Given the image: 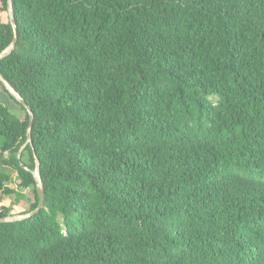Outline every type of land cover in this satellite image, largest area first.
Returning <instances> with one entry per match:
<instances>
[{
    "label": "trees",
    "instance_id": "trees-1",
    "mask_svg": "<svg viewBox=\"0 0 264 264\" xmlns=\"http://www.w3.org/2000/svg\"><path fill=\"white\" fill-rule=\"evenodd\" d=\"M11 7L0 196L10 169L34 210L38 167L44 200L0 222V264H264V0Z\"/></svg>",
    "mask_w": 264,
    "mask_h": 264
},
{
    "label": "rangeland",
    "instance_id": "rangeland-1",
    "mask_svg": "<svg viewBox=\"0 0 264 264\" xmlns=\"http://www.w3.org/2000/svg\"><path fill=\"white\" fill-rule=\"evenodd\" d=\"M0 100L5 102L14 113L18 114L21 117L24 116V111H22L19 108V106L10 99V97L7 95V93L4 91V89L1 86H0ZM6 171L9 172V174L11 175V179L8 182V186L12 189H15L19 193L24 192L25 196L23 197L22 201H20L19 199L16 200L13 194L0 196V206L2 205L8 206L10 208V214H11L10 216H22L26 214V211L28 210L29 203L32 199V192L29 189H27L28 191L27 190L24 191L25 190L24 188L18 186L17 176L13 173L12 170L6 169ZM36 171L35 173L37 174Z\"/></svg>",
    "mask_w": 264,
    "mask_h": 264
},
{
    "label": "water",
    "instance_id": "water-1",
    "mask_svg": "<svg viewBox=\"0 0 264 264\" xmlns=\"http://www.w3.org/2000/svg\"><path fill=\"white\" fill-rule=\"evenodd\" d=\"M8 12H9V17H10V20H11V23H12V26H13V29H14V39L4 51L0 52V58L4 57L5 55H7L9 53V51L11 50V48L13 46V43H14V41L16 39L17 26H16V23H15V20H14L13 12H12L11 0H8ZM3 83L6 86V88L10 91V93L21 104H23L26 107V109H27V111L29 113V125H30L31 120H32V115H33L32 111H31V108L26 104V102L23 100V98H21L11 88V86L9 84H7V82L3 81ZM27 141L31 142V136H30V133H29V127H28V130H27ZM20 151H19V153H20ZM35 171L37 172V174L35 173ZM35 171H33V175H34V178H35V181H36V187H37V193H38V204H37L36 208L34 210H32L31 212H28V213H26V214H24L22 216H3V217H0V222L1 221H14V220H17V219H22V218L31 216V215L37 213L40 210V208L43 206L44 194H43V188H42V184H41V180H40V174H39L38 167L35 169Z\"/></svg>",
    "mask_w": 264,
    "mask_h": 264
}]
</instances>
